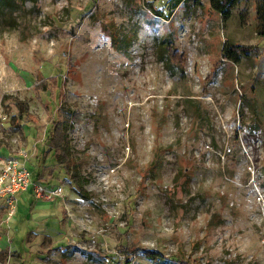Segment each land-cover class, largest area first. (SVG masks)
I'll list each match as a JSON object with an SVG mask.
<instances>
[{
    "label": "rangeland",
    "instance_id": "374dc122",
    "mask_svg": "<svg viewBox=\"0 0 264 264\" xmlns=\"http://www.w3.org/2000/svg\"><path fill=\"white\" fill-rule=\"evenodd\" d=\"M11 10L0 14V157L25 152L33 180L62 189L16 193L9 218L0 197V264H264L254 0L226 18L210 0ZM53 120L66 121L60 162L37 147Z\"/></svg>",
    "mask_w": 264,
    "mask_h": 264
},
{
    "label": "built area",
    "instance_id": "2783aa9c",
    "mask_svg": "<svg viewBox=\"0 0 264 264\" xmlns=\"http://www.w3.org/2000/svg\"><path fill=\"white\" fill-rule=\"evenodd\" d=\"M26 163L25 152L19 156L0 158V197L8 204V218L14 214L17 191L31 189L35 198L50 200L62 189L61 187L50 188L34 181Z\"/></svg>",
    "mask_w": 264,
    "mask_h": 264
},
{
    "label": "trees",
    "instance_id": "16d2710c",
    "mask_svg": "<svg viewBox=\"0 0 264 264\" xmlns=\"http://www.w3.org/2000/svg\"><path fill=\"white\" fill-rule=\"evenodd\" d=\"M241 0H210L211 7L223 15L224 18L227 17L228 9L234 3ZM255 2V9L256 15L258 20L259 32L264 33V0H254ZM16 5V0H0V14L5 12V10L13 9ZM11 10L10 12H12ZM240 47V46H236ZM244 50V49H243ZM238 50L234 48L233 45L228 44L227 42L223 43L222 46V55L226 59H230L234 62H238ZM192 101V100H188ZM19 103V102H18ZM19 108L23 110V106L18 104ZM65 120H53L45 133L41 143H39L38 151L39 154L43 153L45 150V145L50 147V150L53 151V155L55 156L56 160L63 161V156L57 153V150L64 146V138H66V133L64 132L65 129ZM33 174V172L31 171ZM34 177V176H33ZM151 255H154L153 252H150Z\"/></svg>",
    "mask_w": 264,
    "mask_h": 264
},
{
    "label": "crops",
    "instance_id": "0c3cea01",
    "mask_svg": "<svg viewBox=\"0 0 264 264\" xmlns=\"http://www.w3.org/2000/svg\"><path fill=\"white\" fill-rule=\"evenodd\" d=\"M1 158V157H0ZM22 191H27V190H19L16 193H21Z\"/></svg>",
    "mask_w": 264,
    "mask_h": 264
}]
</instances>
